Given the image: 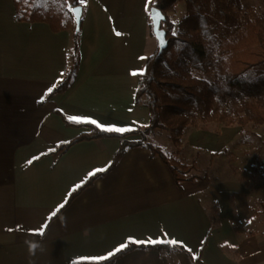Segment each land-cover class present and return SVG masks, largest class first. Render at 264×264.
Segmentation results:
<instances>
[{"label": "crops", "instance_id": "crops-1", "mask_svg": "<svg viewBox=\"0 0 264 264\" xmlns=\"http://www.w3.org/2000/svg\"><path fill=\"white\" fill-rule=\"evenodd\" d=\"M78 1L75 75L49 96L70 69L72 32L16 22L12 0H0V264H79L149 239L182 242L202 264H264V157L258 165L253 156L248 177L192 169L193 178L177 184L147 147L166 155L171 142H150L151 133L53 218L89 173L110 166L123 140H141L99 138L52 153L90 132L65 121L143 130L149 111L144 97L135 102L141 74L133 73H143L158 48L150 18L155 0ZM184 13L179 3L168 15L179 14V21ZM251 131L264 142V124ZM202 144L216 152L215 142ZM113 264L193 263L179 251L135 250Z\"/></svg>", "mask_w": 264, "mask_h": 264}, {"label": "trees", "instance_id": "trees-1", "mask_svg": "<svg viewBox=\"0 0 264 264\" xmlns=\"http://www.w3.org/2000/svg\"><path fill=\"white\" fill-rule=\"evenodd\" d=\"M16 22L45 23L54 33L72 32L71 66L64 81L49 96L63 92L73 81L78 60L79 30L70 11L78 0H12ZM183 3L185 13L177 23L168 14ZM154 6L165 15L161 28L165 30L167 47L157 50L147 59L145 70L135 93V102L143 97L149 111L148 124L125 132L103 131L88 123L67 126L86 127L89 133L59 145L52 153H63L71 145L99 138L124 139L140 135L141 140H123L110 166L91 176L69 195L55 218L86 188L108 172L121 159L128 147L146 144V137L155 130L170 133L173 144L189 127L222 124L241 128L264 124V9L249 15L241 0H155ZM175 33V34H173ZM150 152L169 167L177 184L193 178L187 174L192 165L168 157L157 146L147 145ZM135 250L159 253L179 251L193 264H202L183 247L170 244H137L127 247L102 261L79 264H113Z\"/></svg>", "mask_w": 264, "mask_h": 264}, {"label": "rangeland", "instance_id": "rangeland-1", "mask_svg": "<svg viewBox=\"0 0 264 264\" xmlns=\"http://www.w3.org/2000/svg\"><path fill=\"white\" fill-rule=\"evenodd\" d=\"M241 1L244 9L251 16L262 13L264 9V0ZM174 17H176L174 22L177 23L179 14H175L171 18ZM251 125L249 124L245 128L237 125L224 126L222 124L189 127L179 138V144L177 145L170 140L169 132L155 130L152 132L150 142H171V144H168L170 155L167 153L166 155L168 157L172 156L182 164L194 166L193 169L197 172L215 170L227 173L230 176H241L243 174L248 177L253 156H258V165L261 164L259 163L261 157H264V142H261L260 139L256 142L255 134L251 131ZM204 142H215L216 152L210 153L205 150L202 144ZM259 184L264 185V179L260 180Z\"/></svg>", "mask_w": 264, "mask_h": 264}, {"label": "snow or ice", "instance_id": "snow-or-ice-1", "mask_svg": "<svg viewBox=\"0 0 264 264\" xmlns=\"http://www.w3.org/2000/svg\"><path fill=\"white\" fill-rule=\"evenodd\" d=\"M81 3H84L86 2V0H80ZM150 2V0H149ZM147 10V8H146ZM77 12H79V9H76ZM175 34V33H173ZM117 35H120V33H117ZM163 38V37H162ZM137 74H143L142 72L140 73H136L134 72L133 75H137ZM49 93H51L53 91V88H49L47 90ZM70 120L72 121H75L77 123H91V124H94L96 125L98 128H101V130L103 131H108V132H125V131H128L129 129H126V128H119V127H115V126H104V125H101L99 124L97 121L95 120H90V119H84V118H79V117H69ZM29 163H31V161H29ZM106 169H95L93 172L89 173V177L95 175L96 173L98 172H102V171H105ZM81 185H76L77 188H79ZM63 207V204L59 205L57 207L56 210L53 211V213L51 215H55L56 212L59 211V208ZM47 227V225H42L41 229L38 230L39 231V234H43V231L44 229ZM134 243H147V244H162V243H167V244H170V245H177V244H180L182 242H179L175 239H168V240H151L149 239L148 241H133ZM127 245L126 244H121L118 248H116L113 252L109 253L108 256H103V257H91V258H87V259H91V260H94V261H102V260H106L108 259V257L110 256H113L115 253L121 251L122 249L126 248Z\"/></svg>", "mask_w": 264, "mask_h": 264}, {"label": "water", "instance_id": "water-1", "mask_svg": "<svg viewBox=\"0 0 264 264\" xmlns=\"http://www.w3.org/2000/svg\"><path fill=\"white\" fill-rule=\"evenodd\" d=\"M76 9H79V12H77ZM72 14L75 21V29L78 30L80 26L81 8L79 6H75L72 9ZM150 18L152 22V32L157 40L159 52H162L168 44L166 40L165 30L161 28V24L163 23L166 17L165 15H163L161 10L156 7H153L150 10Z\"/></svg>", "mask_w": 264, "mask_h": 264}]
</instances>
